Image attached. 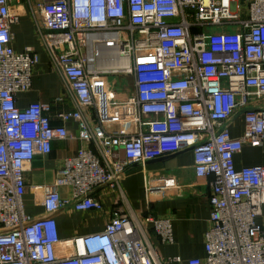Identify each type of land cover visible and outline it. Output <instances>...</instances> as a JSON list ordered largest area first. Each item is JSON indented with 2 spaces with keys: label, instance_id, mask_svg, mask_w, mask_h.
<instances>
[{
  "label": "built area",
  "instance_id": "2783aa9c",
  "mask_svg": "<svg viewBox=\"0 0 264 264\" xmlns=\"http://www.w3.org/2000/svg\"><path fill=\"white\" fill-rule=\"evenodd\" d=\"M26 5L65 83L67 98L55 103L71 108L56 112L60 123L50 102L18 105L40 61L14 48ZM114 75L126 77L124 91L112 89ZM259 102L264 0H0V264H264V166L235 163L245 144L264 143ZM236 113L239 137L230 132ZM71 121L81 147L44 185V214H28V165L71 137ZM185 150L197 177H212L204 258H162L151 232L171 243L172 220L124 206L102 231L60 236L58 212L102 211L100 187L116 190L130 165ZM153 193L147 180L149 208Z\"/></svg>",
  "mask_w": 264,
  "mask_h": 264
},
{
  "label": "crops",
  "instance_id": "0c3cea01",
  "mask_svg": "<svg viewBox=\"0 0 264 264\" xmlns=\"http://www.w3.org/2000/svg\"><path fill=\"white\" fill-rule=\"evenodd\" d=\"M14 48L23 52L32 48L39 54L40 61L33 70L32 85L28 92L19 94L18 105L25 107L31 102L41 101L54 104L53 122L60 123L57 111L71 108L68 99L56 102L60 96H66L65 83L59 71L54 67L52 56L34 22L32 9L26 5L18 23L12 26ZM259 102L257 107L264 106ZM71 137L55 140L49 154H39L28 165L26 171L27 188L23 197L25 211L34 216L43 215L44 185L52 183L64 158L73 156L81 147L79 126L76 122L68 123ZM244 131V116L236 113L232 119L230 132L239 137ZM96 152V147H89ZM118 158L125 159L124 152L118 151ZM237 168L263 165L264 143L262 145L245 144L242 152L236 154ZM147 180L153 188L154 198L151 206L147 200ZM212 177L199 178L195 173L194 156L191 150L165 155L148 161L145 165H130L120 180V188L113 190L109 186L100 187L96 193L103 201L102 211L76 212L71 208L56 214L59 232L62 238H71L77 234L102 231L113 210L119 206L126 207L127 213L143 218L146 214L155 217H167L172 220L173 241L164 243L151 232V241L157 248L159 256H181L184 259L204 258L206 256L205 234L209 227L211 207ZM64 196L70 195V188L61 187ZM129 211V212H128ZM259 223L264 224L263 216ZM152 228V226H151Z\"/></svg>",
  "mask_w": 264,
  "mask_h": 264
},
{
  "label": "rangeland",
  "instance_id": "374dc122",
  "mask_svg": "<svg viewBox=\"0 0 264 264\" xmlns=\"http://www.w3.org/2000/svg\"><path fill=\"white\" fill-rule=\"evenodd\" d=\"M83 50L85 49L83 48ZM109 79H110V82H112V89L114 91L116 92L124 91L126 77L120 78V76L114 75V76H110Z\"/></svg>",
  "mask_w": 264,
  "mask_h": 264
}]
</instances>
